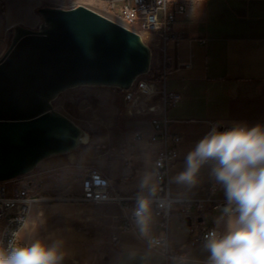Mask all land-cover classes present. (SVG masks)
I'll return each instance as SVG.
<instances>
[{
    "label": "crops",
    "instance_id": "0c3cea01",
    "mask_svg": "<svg viewBox=\"0 0 264 264\" xmlns=\"http://www.w3.org/2000/svg\"><path fill=\"white\" fill-rule=\"evenodd\" d=\"M0 1L4 4L3 14L0 4V59L14 27L39 28L41 18L36 13L37 8L71 9L83 5L123 25L120 0ZM172 3L186 7L185 13L177 16L173 28L175 38L166 45L169 67L166 86L168 91L181 95L179 104L168 112L169 130L182 137L178 147L179 158L170 175L172 196L177 199H199L216 189L214 198L225 200L222 187L211 175V164L201 168L195 185L177 183L175 177L184 170L187 153L213 127L221 131L224 127L238 124L264 126V0H172ZM152 49L157 51L156 57L153 53L156 60L153 69L158 70L163 64L164 55L158 46L152 45ZM139 124L137 131L144 132L145 140L138 142L135 136L127 140L128 160L117 170L108 160L100 168L117 185L121 196L136 199L142 193L139 186L142 177L146 173L154 175V160L161 147L160 143L149 144L147 141L153 133L149 120L143 119ZM84 157L75 155L54 164L81 162L85 160ZM142 194L147 195V189ZM104 205H115L122 210L120 226L126 231L120 233L118 243L122 256L133 250L134 246L142 248L143 234L136 219L131 227L124 228V217L132 214V211L118 204ZM226 206L207 214L211 216L217 212V226L209 228L221 234L226 230ZM151 212L150 230L143 235L144 239L157 250L153 246L155 240L167 237L169 251L180 256V259L185 257L179 243L173 247L170 245L169 228L163 232L153 208ZM23 237L26 234L23 233ZM184 251L190 250L186 248Z\"/></svg>",
    "mask_w": 264,
    "mask_h": 264
},
{
    "label": "water",
    "instance_id": "95a60500",
    "mask_svg": "<svg viewBox=\"0 0 264 264\" xmlns=\"http://www.w3.org/2000/svg\"><path fill=\"white\" fill-rule=\"evenodd\" d=\"M37 12L38 30L14 27L0 59V182L87 142L86 131L54 109L63 92L86 86L127 91L152 68V49L141 35L88 7ZM185 223L190 227L192 219Z\"/></svg>",
    "mask_w": 264,
    "mask_h": 264
},
{
    "label": "rangeland",
    "instance_id": "374dc122",
    "mask_svg": "<svg viewBox=\"0 0 264 264\" xmlns=\"http://www.w3.org/2000/svg\"><path fill=\"white\" fill-rule=\"evenodd\" d=\"M0 4L3 14L4 4L1 1ZM12 38L13 33L5 52ZM143 39L147 45L150 44L145 35ZM153 53L156 57L155 49ZM155 65L156 60L153 58L152 70ZM53 105L56 111L84 129L88 139L77 150L49 158L32 172L37 175L34 191L40 201L32 208L23 231L26 237L23 239L29 244L41 240L50 247H58L63 255L61 264H169L165 250H154L144 239V234L142 248L134 246L133 250L122 256L118 244L120 233L126 232L120 226L122 210L115 205L82 204L76 201L81 195L82 167L93 165L101 168L108 160L116 170L119 169L128 160L127 140L135 136L139 122L143 119L126 115L123 94L113 88H74L63 92ZM75 155H84L85 160L54 164L55 161ZM216 219L217 212L211 216L205 215L201 225L213 227ZM160 229L165 231L162 227ZM189 229L185 219L174 208L169 226L170 245L173 247L179 243L186 255L184 259L170 264H207L209 252L205 248L206 242L190 247V239L196 234H191ZM186 248L190 251H184Z\"/></svg>",
    "mask_w": 264,
    "mask_h": 264
},
{
    "label": "built area",
    "instance_id": "2783aa9c",
    "mask_svg": "<svg viewBox=\"0 0 264 264\" xmlns=\"http://www.w3.org/2000/svg\"><path fill=\"white\" fill-rule=\"evenodd\" d=\"M120 1L122 3L120 14L125 24L123 26L138 33L142 38L145 35L147 39H151L150 48L156 45L164 55L161 68L153 69V74L150 72L149 75L138 78L129 90L121 91L126 115L135 119H148L153 130L147 139L148 143L161 144L154 160V177L158 191L152 197V208L165 231L170 226L174 208L184 219L191 218L192 224L189 230L191 234H196L189 242V245L193 247L205 243L207 233L214 229L202 227L199 219H204L205 215L212 210L221 209L226 205V200L214 198L216 189H212L208 196L199 199H177L172 196L170 175L173 165L179 158L178 147L182 137L169 130L168 112L179 104L181 95L168 91L166 86L169 75L166 45L175 38L173 28L177 16L184 14L186 7L183 4L172 5V0ZM135 26L137 28H134ZM231 127L233 126L224 127L221 131ZM135 140L138 142L145 140L142 130L136 132ZM81 172V195L76 201L82 204H118L121 207H128L132 214L124 217V228L131 227L136 219L133 215L135 208L131 207V204L136 202V198L121 196L109 177L96 166L84 165ZM36 177L37 175L30 173L10 181L0 182V248L8 249L9 246L29 244L23 239V231L32 208L40 201L34 191ZM167 243V237L158 238L153 246L165 248L164 254L170 264L172 261L179 260L180 256L172 254Z\"/></svg>",
    "mask_w": 264,
    "mask_h": 264
},
{
    "label": "clouds",
    "instance_id": "9594fccd",
    "mask_svg": "<svg viewBox=\"0 0 264 264\" xmlns=\"http://www.w3.org/2000/svg\"><path fill=\"white\" fill-rule=\"evenodd\" d=\"M211 164V175L222 187L227 215L223 234L207 233V264H264V126L213 127L185 156V168L176 177L180 184L195 185L201 168ZM133 215L142 234L152 219V197L158 191L152 173H146ZM16 235V234H14ZM58 247L36 240L24 246L0 248V264H61Z\"/></svg>",
    "mask_w": 264,
    "mask_h": 264
},
{
    "label": "trees",
    "instance_id": "16d2710c",
    "mask_svg": "<svg viewBox=\"0 0 264 264\" xmlns=\"http://www.w3.org/2000/svg\"><path fill=\"white\" fill-rule=\"evenodd\" d=\"M151 74H153V70H151ZM133 208L136 207V202L132 204Z\"/></svg>",
    "mask_w": 264,
    "mask_h": 264
},
{
    "label": "bare ground",
    "instance_id": "6f19581e",
    "mask_svg": "<svg viewBox=\"0 0 264 264\" xmlns=\"http://www.w3.org/2000/svg\"><path fill=\"white\" fill-rule=\"evenodd\" d=\"M86 141V139H84V142Z\"/></svg>",
    "mask_w": 264,
    "mask_h": 264
}]
</instances>
